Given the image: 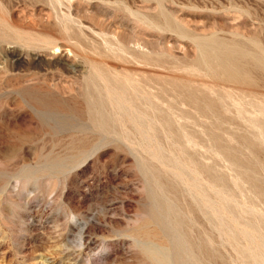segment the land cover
Returning <instances> with one entry per match:
<instances>
[{
  "label": "rangeland",
  "instance_id": "374dc122",
  "mask_svg": "<svg viewBox=\"0 0 264 264\" xmlns=\"http://www.w3.org/2000/svg\"><path fill=\"white\" fill-rule=\"evenodd\" d=\"M39 1L0 0V264H264V99L213 60L251 54L264 92V0ZM55 10L104 32L89 37L109 40L87 41L91 57L110 49L195 87L139 76L133 106L117 109L102 83L52 76L3 20L47 29L63 19Z\"/></svg>",
  "mask_w": 264,
  "mask_h": 264
},
{
  "label": "bare ground",
  "instance_id": "6f19581e",
  "mask_svg": "<svg viewBox=\"0 0 264 264\" xmlns=\"http://www.w3.org/2000/svg\"><path fill=\"white\" fill-rule=\"evenodd\" d=\"M41 1V0H40ZM40 1H39V3H40ZM47 1V3H49L50 4V2H48V0H46ZM54 2H55V0H53ZM57 2H56V4L55 5H57L58 4V0H56ZM61 1H63V0H60L59 2H61ZM64 1H66V0H64ZM63 1V2H64ZM31 2V1H30ZM54 2H52V5H53V3ZM63 2H61V3H63ZM69 2L71 3L72 2V0L70 1L69 0ZM61 3H59V5L61 4ZM66 3V2H65ZM69 3V4H70ZM31 4H32V2H31ZM1 5V4H0ZM64 5V4H63ZM66 5H68V4H66ZM50 6V5H49ZM54 6V5H53ZM58 6V5H57ZM61 6V8H62V5H60ZM60 6H59V8H57V7H55L56 9H57V11H58V9H60ZM65 6V5H64ZM71 7H72V5H70ZM52 7V6H51ZM50 7V8H51ZM67 7V6H66ZM53 8V7H52ZM54 8V9H55ZM70 8V7H69ZM68 8V9H69ZM76 8V7H75ZM1 9V8H0ZM68 9H66V10H68ZM77 9H78V7H77ZM63 10V9H62ZM71 10V9H70ZM76 10V9H75ZM79 10V9H78ZM57 11L55 10L54 12H56L57 13ZM60 11H61V9H60ZM59 11V12H60ZM73 11V10H72ZM0 12H1V10H0ZM6 13L8 12V11H5ZM53 12V13H54ZM5 13V14H6ZM55 13V14H56ZM66 13V12H65ZM64 13V14H65ZM69 13V12H68ZM72 13V12H71ZM74 13V12H73ZM72 13V14H73ZM75 13H76V11H75ZM80 13V12H79ZM79 13H76V14H79ZM86 13H88V12H86ZM86 13H85V17H83V18H86V19H88L87 17H86ZM58 15H60L61 16V14L62 13H57ZM63 14V15H64ZM83 14H84V12H83ZM89 14V13H88ZM31 15V14H30ZM34 15V14H33ZM65 15H67V13L65 14ZM74 15V14H73ZM72 15V16H73ZM81 15H82V13H81ZM41 16V15H40ZM59 16V17H60ZM69 16H71V15H68V16H61L62 18V21L61 22H58L57 21V23H55L54 24V26L53 27H51L50 28V25H49V28H47V29H45L44 27V29H41L40 28V26H38L37 28L35 27V25H36V23H35V25H29V26H21V27H17V26H15V25H12V24H10V22L7 20L9 17H6V19H4L3 20V25L5 26V27H8L9 28V26L14 30V32L18 35V37H20L21 39H25L27 42H29V43H27V45L29 44V46H31V47H29V48H32L33 50H39L38 52L39 53H41V55L38 53L37 55H36V59L38 60V59H41V58H43V56H44V54H45V56L47 57L46 58V61H47V64H48V66H49V72H51L52 73V76L54 75V76H57V75H64L65 76V74H69V75H71V77L72 78H74L76 81H77V79H79V78H81V79H83L84 81H86L87 82V84H88V82H91L92 84H93V82H100V83H102V85L101 84H98L99 86L101 85L103 88H104V90L103 89H101L102 90V92L104 91L105 92V98H106V100H107V97L110 99V100H112V101H115L116 102V105L112 102V104L113 105H115V106H117L118 108L117 109H124L126 106H127V104H128V102H127V100L129 101V99L128 98H132V97H134L135 95V93H137L138 92V90H140L141 89V86H140V80H139V76H141V77H152V79H153V76H155V77H159V78H161V79H166V81L168 80V79H171V82H172V80H174V81H179L180 83L182 82V85H184V84H192L193 85V83H191L192 81H189V80H187V82H185V81H182V80H180V79H177V77L176 78H174V77H170V76H167L166 74L165 75H163V74H160L159 72H157L156 70H154V69H152V68H148V67H145V66H139V65H135V64H138V63H136L135 62V64L134 65H130L129 64V60L127 59V60H124L123 58H119V57H117L116 55L115 56H113V55H110V54H108V53H106V51L105 50H107V49H105L103 52L102 51H99V50H103V48L106 46V45H104L105 43L107 44V42H109V40H107V42L105 41V43H103L102 45H104V47L103 48H101V49H99L100 47H98V45L99 46H102L101 45V43L102 42H104L103 40L101 41V43L99 44V40H96L95 38V40L94 39H91V38H89L90 36H92L96 31H98L99 29H97V30H92L91 28H90V23H92L93 22V20H90V21H92V22H85V23H87V24H89V27H88V25H84V22L82 23V24H80V25H76L77 23V20H76V24H74V22H73V20L71 19L72 17H69ZM89 16V15H88ZM30 17V16H29ZM58 17V16H57ZM56 17V18H57ZM58 17V19L57 20H59L60 21V18ZM73 17H75V16H73ZM90 17V16H89ZM31 18V17H30ZM39 18V17H38ZM47 18H49V17H47ZM92 18V16L90 17V19ZM96 18V17H95ZM1 19V18H0ZM28 19V18H27ZM40 19V18H39ZM82 19V18H81ZM80 19V20H81ZM93 19V18H92ZM100 19V18H99ZM2 20V19H1ZM9 20H10V18H9ZM46 20V22H47V19H45ZM48 20H50V19H48ZM74 20H75V18H74ZM84 21H85V19H83ZM88 21H89V19H88ZM96 21V20H95ZM102 21V20H101ZM11 22H12V20H11ZM16 22V21H15ZM34 22V21H33ZM33 22H30V24L31 23H33ZM79 22V21H78ZM81 22V21H80ZM96 22H98V21H96ZM100 22V21H99ZM13 23V22H12ZM27 23H29L28 21H27ZM40 23V22H39ZM39 23H38V25H39ZM17 24H18V22H17ZM23 24V23H22ZM79 24V23H78ZM104 24V23H103ZM21 25V24H20ZM74 25V26H73ZM92 25V24H91ZM101 25V24H100ZM19 26V25H18ZM93 26H94V24H93ZM92 26V27H93ZM5 27H4V29H5ZM48 27V26H47ZM95 27V26H94ZM39 28V29H38ZM102 28V27H101ZM95 29V28H94ZM3 30V28L1 29V31ZM9 30H10V28H9ZM9 30H7V31H9ZM103 30H104V27H103ZM107 30V29H106ZM93 31H95V32H93ZM14 32H12L11 33V35L14 33ZM79 33V34H81V35H79V37L76 35V33ZM99 32H100V30H99ZM114 32V31H113ZM14 33V34H15ZM104 33V32H103ZM103 33H101L100 32V34L101 35H103ZM107 33V32H106ZM98 34V33H97ZM108 34V33H107ZM95 35V34H94ZM10 36V35H9ZM9 36H7V38H9ZM80 36L83 38H80ZM104 36H108V35H104ZM110 36V35H109ZM118 36V35H117ZM12 37H13V35H12ZM18 37H14L16 40H18ZM93 37V36H92ZM95 37H96V35H95ZM98 37L101 39V37L99 36V34H98ZM1 38H3V37H1ZM13 38V39H14ZM116 38V37H115ZM12 39V40H13ZM18 40V41H21V43H22V40ZM85 39V40H84ZM91 39V40H90ZM110 39V38H109ZM112 39H114V37H112ZM112 39H111V42H112ZM118 39V38H117ZM116 39V40H117ZM4 40V39H3ZM11 42V44L13 43L12 42V40L11 39H9ZM24 40V41H25ZM94 40V42L95 43H97V47H98V49H96L95 47L96 46H94V47H92L93 48V50H97V52H94V51H92V48H91V51L93 52L92 54H93V57H91L92 55L91 54H89V51H88V49H87V41H91V43H92V41ZM115 40V41H116ZM5 41V40H4ZM7 41V40H6ZM15 41V40H14ZM97 41V42H96ZM99 41V42H98ZM114 40H113V43L115 42ZM17 42V41H16ZM16 42H15V44H16ZM110 42V43H111ZM118 42H119V40H118ZM118 42L116 43H114L112 46L115 48V45L116 44H118ZM7 43H8V41H7ZM9 43V44H10ZM23 43H25V42H23ZM95 43H93L94 45H96ZM110 43H108V44H110ZM210 43H212V42H210ZM215 43V42H214ZM2 44V43H1ZM15 44H12L13 46H15ZM18 44H20V43H18ZM31 44V45H30ZM217 44V43H216ZM25 46V44H22V46L21 47H24ZM89 45V44H88ZM92 45V44H91ZM90 45V46H91ZM118 45H120V44H118ZM218 45V44H217ZM19 46V45H18ZM89 46V47H90ZM109 46H111V44L110 45H108V47L107 48H109ZM111 46V47H112ZM117 46V45H116ZM208 46V45H207ZM207 46H204V47H207ZM10 47H11V45H10ZM110 47V48H111ZM112 47V48H113ZM121 47L123 48V46L121 45ZM121 47L119 46V48L121 49ZM126 47V50H127V45L125 46ZM209 48H210V46H208ZM215 47H217V46H215ZM220 47H221V45H220ZM224 47V46H223ZM226 47V46H225ZM113 48V49H114ZM116 48H118V47H116ZM21 49H23V48H21ZM112 49V50H113ZM120 49H119V51H120ZM128 49H130V51H131V48H128ZM133 49V48H132ZM210 49H212V48H210ZM217 49V48H216ZM32 50V51H33ZM108 50H110V49H108ZM108 50H107V52H108ZM115 50V49H114ZM117 50V49H116ZM123 50V49H122ZM219 50V49H218ZM218 50H215V48H214V51H218ZM227 51V53L226 54H222V55H216V59H213V60H216L217 62L214 64L215 66L217 65V67L220 69V70H218V74H219V71H221L222 73V75H223V77H225L223 80H225V79H227V80H230L232 83H234L238 88H240V89H242L243 91V96L245 95V96H249L248 98H250L251 96L253 97L254 96V94L255 93H257L258 95H262L263 96V99H264V92H260L261 90H259V88H257V85H256V81L249 75V72L248 71H246V66H244V62H246V60H247V55H245L246 53L244 52V53H241V52H239L238 54H236L234 51L233 52H231V53H229L228 52V50L229 49H226ZM232 50V49H231ZM230 50V51H231ZM10 51V50H9ZM25 51V50H24ZM111 51V50H110ZM109 51V52H110ZM119 51H116V52H119ZM213 51V50H212ZM220 51V50H219ZM218 51V52H219ZM221 51H223V49L221 50ZM236 51V50H235ZM238 51H241V50H239L238 49ZM20 52V51H19ZM112 52V51H111ZM127 54H128V52L127 51H125ZM133 51H131V53H132ZM136 50L134 51V56L135 57H133V55H132V58H136ZM138 52V51H137ZM205 52H208V51H205ZM210 52V51H209ZM14 53V52H13ZM22 53V52H21ZM95 53V54H94ZM122 53V52H121ZM130 53V52H129ZM8 54H9V52H8ZM11 54H12V52H11ZM20 54V53H19ZM29 54V53H28ZM136 54V55H135ZM212 54H213V52H212ZM220 54H221V52H220ZM15 55V54H14ZM23 55H25V54H23ZM27 55V54H26ZM31 55V54H30ZM118 55H119V53H118ZM121 55V54H120ZM211 55V54H210ZM214 55H215V53H214ZM251 54H249L248 56H250ZM207 57L209 56L208 54L206 55ZM21 57V56H20ZM29 57V56H28ZM251 57V56H250ZM258 57V56H257ZM263 57V56H262ZM138 58V57H137ZM253 58V57H252ZM259 58V57H258ZM264 58V57H263ZM263 58H260L261 60H263ZM12 59V58H11ZM204 59V58H203ZM202 59V60H203ZM206 59V58H205ZM208 59V58H207ZM207 59L205 60V61H207ZM259 59V60H260ZM13 60V59H12ZM130 60H132V59H130ZM257 60V59H256ZM125 61L126 62H128V64L129 65H127L126 63H125ZM133 61V60H132ZM138 61V60H137ZM140 61V60H139ZM138 61V62H139ZM204 61V62H205ZM18 62V61H17ZM20 62V61H19ZM209 62V61H208ZM207 62V63H208ZM42 63H44L43 61H42ZM214 63V62H213ZM244 63V64H243ZM148 64H149V62H148ZM206 64V63H205ZM209 64V63H208ZM254 64L256 65V66H258L259 68H260V71H262L263 73H264V61H263V63L261 62V61H256V62H254ZM23 65V64H22ZM150 65V64H149ZM213 65V66H214ZM208 66V65H207ZM211 66V65H210ZM248 66V65H247ZM21 67V66H20ZM151 67V66H150ZM216 67V68H217ZM249 67H250V65H249ZM45 68V67H44ZM212 68V67H211ZM214 68V67H213ZM215 68V69H216ZM258 68V69H259ZM17 69H19V68H17ZM248 69V68H247ZM257 69V68H256ZM255 69V70H256ZM27 70V69H26ZM249 70V69H248ZM23 71V70H22ZM217 71V70H216ZM250 71V70H249ZM19 72V71H18ZM34 72V71H33ZM46 72H48V70L46 71ZM48 72V73H49ZM251 72V71H250ZM253 72H254V68H253ZM256 72H258V71H256ZM26 73H27V71H26ZM25 73V74H26ZM37 73V72H36ZM47 73V74H48ZM162 73V72H161ZM211 73V72H210ZM35 74V73H34ZM44 74V73H43ZM216 74H217V72H216ZM217 74V75H218ZM31 75V74H30ZM33 75V74H32ZM171 75V74H170ZM37 76H39V75H37ZM36 76V77H37ZM24 77V76H23ZM26 77H28V76H25V78ZM47 77V76H46ZM49 77V76H48ZM41 78V77H40ZM45 78V77H44ZM43 78V79H44ZM19 79V78H18ZM55 79H57V78H55ZM54 79V80H55ZM70 79V78H69ZM182 79H184V78H182ZM220 79V78H219ZM59 80V79H58ZM61 80V79H60ZM59 80V81H60ZM72 80V79H71ZM146 80H147V78H146ZM29 81V80H28ZM37 81H38V79H37ZM52 82H54L53 80H51ZM50 81V82H51ZM56 81V80H55ZM67 81V80H66ZM170 81V80H169ZM173 81V82H174ZM51 82V83H52ZM58 82V81H57ZM68 82V81H67ZM72 82H73V80H72ZM71 82V83H72ZM85 82V83H86ZM176 82V83H177ZM228 82V81H227ZM256 82V83H255ZM32 83V82H31ZM75 83H77V82H75ZM74 83V84H75ZM81 83V82H80ZM90 83V84H91ZM113 83L115 84H118V86L115 84L114 86H113ZM196 83V82H195ZM203 83V82H202ZM30 84V83H29ZM83 84V83H82ZM87 84H85V85H87ZM91 84V87H90V85L88 84L87 86H89L91 89L93 88V85ZM199 84V83H198ZM40 85V84H39ZM51 85H54V83L53 84H51ZM70 85V84H69ZM73 85V84H72ZM78 85V84H77ZM81 85V84H80ZM200 85H202V84H200ZM207 85V84H206ZM205 85V86H206ZM209 85H211V84H209ZM229 85V84H228ZM233 85V84H232ZM66 86V85H65ZM86 86V89H90V88H88ZM94 86H95V84H94ZM100 86V88H102ZM115 86H117L116 88H115ZM180 86V85H179ZM194 86V85H193ZM205 86H203V87H205ZM38 87V86H37ZM74 87V86H73ZM187 87H189V89H190V86H187ZM192 87V86H191ZM195 87V86H194ZM193 87V88H194ZM203 87L201 86V88L203 89ZM230 87V86H229ZM234 87V86H233ZM26 88H29V87H26ZM42 88V87H41ZM44 88H45V86H44ZM52 88H55V86H53ZM95 88V87H94ZM140 88V89H139ZM258 90H257V89ZM56 89V88H55ZM81 89H82V87H81ZM86 89H85V91H86ZM91 89L90 90H88V92L89 91H91ZM206 89V88H205ZM207 89L208 90H211V89H213L212 87H211V89H210V87L208 86L207 87ZM206 89V90H207ZM234 89V88H233ZM37 90V89H36ZM41 90H43V89H41ZM62 90V89H61ZM77 90H79V89H77L76 88V93L75 94H77ZM83 90V89H82ZM93 90V89H92ZM95 90V92L97 93H100L101 92V90H100V92L98 91V89H97V91H96V89H94ZM196 90V89H195ZM130 91H131V93H134V94H132L131 96H129L128 97V95H127V93H130ZM148 91V90H147ZM222 91H226V90H222ZM35 92V91H34ZM79 92H81L80 90L78 91V93ZM84 92V91H83ZM92 92V91H91ZM90 92V93H91ZM94 92V91H93ZM92 92V93H93ZM101 92V93H102ZM104 92H103V97H104ZM140 92V91H139ZM142 92V91H141ZM210 92V91H209ZM212 92V91H211ZM214 92V91H213ZM238 92H240V90L238 91ZM48 93V92H47ZM46 93V94H47ZM50 93V92H49ZM72 93H74V92H72ZM85 93V95L87 94L86 92H84ZM89 93V94H90ZM100 93V94H101ZM145 93H147V92H145ZM149 93V92H148ZM147 93V94H148ZM224 93V92H223ZM241 93V92H240ZM44 94V93H43ZM53 94V93H52ZM89 94H87V95H89ZM99 94V95H100ZM140 94V93H139ZM139 94H136V95H139ZM147 94H145V95H147ZM149 94H151V93H149ZM148 94V95H149ZM224 94H227V97L229 96V94H230V92H228V91H226ZM29 95V94H28ZM80 95V94H79ZM82 95V94H81ZM87 95H86V97L84 96V94H83V96L85 97V98H88L87 97ZM231 95V94H230ZM260 95V97H262ZM43 96V95H42ZM89 96H91V95H89ZM97 96V95H96ZM38 97V96H37ZM126 97H127V99H126ZM148 97V96H147ZM152 97V96H151ZM231 97V96H230ZM230 97H228V98H230ZM246 97V98H247ZM255 97V96H254ZM38 98H40V97H38ZM44 98V97H43ZM90 98V97H89ZM88 98V99H89ZM97 98V97H96ZM100 98H101V95H100ZM241 98V97H240ZM47 98L45 97V100H46ZM84 99V98H83ZM91 99V98H90ZM133 99V98H132ZM138 99V98H137ZM142 99V98H141ZM231 99V98H230ZM233 99V98H232ZM258 99V98H257ZM262 99V98H261ZM260 99V100H261ZM37 100V99H36ZM39 100V99H38ZM41 100H42V98H41ZM85 101V100H84ZM87 99H86V103H87ZM103 101H104V99H103ZM232 101V100H231ZM40 102V101H39ZM106 102H108V101H106ZM129 102H132V100H130ZM251 102V101H250ZM97 103V102H96ZM101 104H100V106L103 104L102 102H100ZM104 103H105V101H104ZM133 103V102H132ZM254 103V102H253ZM262 103V102H261ZM260 103V104H261ZM91 104L92 103H90L89 104V106H91ZM259 104V103H258ZM87 106H88V103L86 104ZM95 105V104H94ZM94 105H92L91 107L93 108V106ZM111 105V104H110ZM112 105V106H113ZM128 105H130V104H128ZM132 105V104H131ZM130 105V106H131ZM137 105V104H136ZM148 105V104H147ZM233 105V104H232ZM253 105V104H252ZM89 106H88V110L90 109L89 108ZM104 106V105H103ZM130 106H129V108H130ZM133 106V105H132ZM212 106L214 107V105L212 104ZM237 106V105H236ZM111 107V106H110ZM114 107V106H113ZM112 107V108H113ZM135 107V106H134ZM95 108H96V105H95ZM95 108H93V110H96V112H97V108L95 109ZM111 108V109H112ZM236 108V107H235ZM115 109V108H114ZM116 109V110H117ZM90 110H92V109H90ZM92 110V111H93ZM100 110H102V108L100 109ZM103 110H105V108H103ZM116 110L113 112L114 114H115V112H116ZM211 110V109H210ZM106 111V110H105ZM152 111V110H151ZM163 111V110H162ZM94 112V111H93ZM102 112V111H101ZM119 111H117L116 113L117 114H120L121 116H122V114L121 113H118ZM120 112H122V111H120ZM153 112V111H152ZM99 113H100V111H99ZM99 113H97V114H99ZM139 113V112H138ZM259 113V112H258ZM96 114V115H97ZM102 114H103V112H102ZM100 115V114H99ZM99 115H97V116H99ZM116 115V114H115ZM119 115V116H120ZM144 115V114H143ZM154 115V114H153ZM248 115V114H247ZM97 116H96V118H97ZM118 115H116L115 116V118L117 117ZM120 116V117H121ZM146 116V115H145ZM93 117H95V116H93ZM103 117H105V115L103 116ZM108 117V116H107ZM107 117H105V119L107 118ZM141 117V116H140ZM100 118V119H99ZM118 118V117H117ZM146 118V117H145ZM98 119H99V121H101V119H102V117H101V115H100V117H98ZM120 119V118H119ZM163 119V118H162ZM93 120V119H92ZM96 119L94 118V121H95ZM103 120H104V118H103ZM139 120V119H138ZM97 121V120H96ZM98 121V122H99ZM106 120H104V121H101V123L102 122H105ZM97 122V123H98ZM136 122V121H135ZM142 122V121H141ZM100 123V124H101ZM108 123V122H107ZM142 124V123H141ZM97 125V124H96ZM100 126V128L102 127V126H104V123L102 124V126L101 125H99ZM99 126H98V128H99ZM260 127V126H259ZM103 128V127H102ZM101 128V129H102ZM260 129H261V127H260ZM259 129V130H260ZM148 130H149V128H148ZM258 130V131H259ZM148 133V132H147ZM260 133L263 135V133L264 132H262V130H260ZM264 136V135H263ZM193 162V161H192ZM197 169V168H196ZM197 176H199V175H196V177ZM196 181L198 182V180H197V178H196ZM261 191H262V189H261ZM263 194H264V190H263ZM262 195V194H261ZM263 196V195H262ZM204 204H206L205 202H204ZM250 212V211H249ZM213 214V213H212ZM216 214V213H215ZM247 214V213H246ZM255 214V213H254ZM222 216V215H221ZM214 217V216H213ZM216 217V216H215ZM220 217V216H219ZM218 219V218H217ZM216 220V219H215ZM234 220V219H233ZM233 222V221H232ZM235 222H236V220H235ZM256 222V221H255ZM243 226H245V225H243ZM237 227V226H236ZM250 227V226H249ZM234 228V227H233ZM235 229V228H234ZM246 230V229H245ZM226 231V230H225ZM248 231H246V233H247ZM231 233V232H230ZM235 237V236H234ZM258 237H259V235H258ZM261 237V236H260ZM262 239V238H261ZM260 239V240H261ZM264 240V239H263ZM263 249V248H262ZM263 251V250H262ZM259 255V254H258ZM261 262H263V261H261Z\"/></svg>",
  "mask_w": 264,
  "mask_h": 264
}]
</instances>
